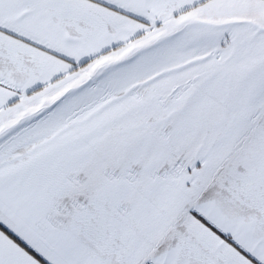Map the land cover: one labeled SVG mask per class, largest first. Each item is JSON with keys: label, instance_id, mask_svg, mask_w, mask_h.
<instances>
[{"label": "snow or ice", "instance_id": "snow-or-ice-1", "mask_svg": "<svg viewBox=\"0 0 264 264\" xmlns=\"http://www.w3.org/2000/svg\"><path fill=\"white\" fill-rule=\"evenodd\" d=\"M0 264H264V0H0Z\"/></svg>", "mask_w": 264, "mask_h": 264}]
</instances>
